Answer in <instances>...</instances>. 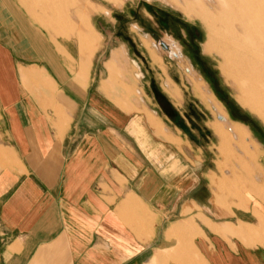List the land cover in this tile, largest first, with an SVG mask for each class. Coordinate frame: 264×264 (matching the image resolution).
Instances as JSON below:
<instances>
[{
	"label": "crops",
	"instance_id": "obj_1",
	"mask_svg": "<svg viewBox=\"0 0 264 264\" xmlns=\"http://www.w3.org/2000/svg\"><path fill=\"white\" fill-rule=\"evenodd\" d=\"M87 10L56 39L0 1V264H264V215L203 213L198 164L157 109L95 105Z\"/></svg>",
	"mask_w": 264,
	"mask_h": 264
},
{
	"label": "rangeland",
	"instance_id": "obj_2",
	"mask_svg": "<svg viewBox=\"0 0 264 264\" xmlns=\"http://www.w3.org/2000/svg\"><path fill=\"white\" fill-rule=\"evenodd\" d=\"M4 1L16 6L31 27L47 37L58 36L56 39L70 37L71 33L66 29L56 33L53 26H63L67 20L76 24L79 10L88 9L86 15L96 31L95 35L89 31L90 44L97 47L91 61V89L105 94L95 98V105L115 103L128 111L145 106L157 109L175 137L180 136L191 150L193 158L189 162L198 164L199 184L205 187L202 212L215 222L244 221L254 228L253 212L264 215V120L257 107L248 104L250 86L233 72L239 66L241 72L249 73L242 66L250 57L246 51L249 45L264 53V43L253 38L259 37L256 31L264 27V0ZM160 12L177 22L170 31L158 25L155 15ZM199 15L210 18L216 29L209 31ZM182 25L191 29L189 43L193 52L215 76L217 89L224 95L232 116L188 60L186 50L191 44L187 43ZM110 26L114 34L109 33ZM99 33L107 36V46L103 47ZM112 42L121 46L116 48L121 61L112 62L115 51L109 67L119 69L106 85L100 86L107 76L103 62ZM168 102L178 110L175 114ZM220 116L225 120L220 121ZM212 178L233 184L238 194L230 191V186L214 190ZM240 198L246 204L243 211L231 206ZM260 241L256 238L250 243H264Z\"/></svg>",
	"mask_w": 264,
	"mask_h": 264
},
{
	"label": "bare ground",
	"instance_id": "obj_3",
	"mask_svg": "<svg viewBox=\"0 0 264 264\" xmlns=\"http://www.w3.org/2000/svg\"><path fill=\"white\" fill-rule=\"evenodd\" d=\"M198 18L201 20H205V23L208 24L207 27L209 31L216 29L210 18H203L202 15H199ZM256 33L259 37L252 35L253 38H258L256 39L258 42L261 41L264 43V27L261 28L258 32L256 31ZM241 51L243 52V50ZM246 51L251 58L247 56V60H245L244 65H241L245 68L247 67L249 73L241 72V69L239 68V66H237L233 74L236 78L238 77V79L242 81V83H247L250 86L248 94L249 97L247 99L248 104H253L254 106H256L261 118L264 120V53L263 51H258L257 46L253 44L249 45ZM218 119H220V121H223V119L225 120V118L221 116L218 117Z\"/></svg>",
	"mask_w": 264,
	"mask_h": 264
},
{
	"label": "flooded vegetation",
	"instance_id": "obj_4",
	"mask_svg": "<svg viewBox=\"0 0 264 264\" xmlns=\"http://www.w3.org/2000/svg\"><path fill=\"white\" fill-rule=\"evenodd\" d=\"M182 31H184L188 37V44L190 41V28L183 26L181 27ZM194 51V47L192 46V44L188 47V49L186 50V54L188 55V60H190L192 62V64H194V66L197 68V71L199 72L200 75H202L204 77V79L210 84V88L211 90L214 91L216 97L219 99V101L224 104L225 106H227L228 111L230 113V115L232 116L233 114L231 113L229 106L227 105V101L224 98V95L221 94L220 90L217 89V84L218 82L216 81L215 76L211 75L210 71L205 68L203 61L201 59H199L196 54L193 52Z\"/></svg>",
	"mask_w": 264,
	"mask_h": 264
},
{
	"label": "trees",
	"instance_id": "obj_5",
	"mask_svg": "<svg viewBox=\"0 0 264 264\" xmlns=\"http://www.w3.org/2000/svg\"><path fill=\"white\" fill-rule=\"evenodd\" d=\"M155 18L158 21V25L161 28H163L165 30H169V31H170V28L172 29L173 26L176 25V23H177L174 19H172L173 18L172 16L170 18V17L167 16V14L162 13V12L157 13L155 15ZM182 26H185V25H182Z\"/></svg>",
	"mask_w": 264,
	"mask_h": 264
}]
</instances>
